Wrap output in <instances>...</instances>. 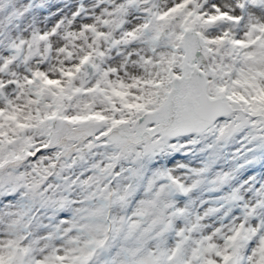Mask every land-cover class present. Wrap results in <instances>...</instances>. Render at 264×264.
I'll return each instance as SVG.
<instances>
[{
  "label": "snow or ice",
  "instance_id": "snow-or-ice-1",
  "mask_svg": "<svg viewBox=\"0 0 264 264\" xmlns=\"http://www.w3.org/2000/svg\"><path fill=\"white\" fill-rule=\"evenodd\" d=\"M0 264H264V0H0Z\"/></svg>",
  "mask_w": 264,
  "mask_h": 264
}]
</instances>
